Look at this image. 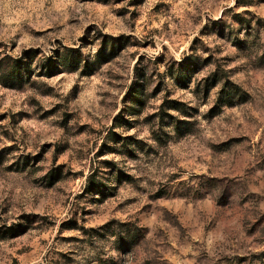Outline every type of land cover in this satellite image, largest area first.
Segmentation results:
<instances>
[{"label": "rangeland", "instance_id": "1", "mask_svg": "<svg viewBox=\"0 0 264 264\" xmlns=\"http://www.w3.org/2000/svg\"><path fill=\"white\" fill-rule=\"evenodd\" d=\"M0 264H264V0H0Z\"/></svg>", "mask_w": 264, "mask_h": 264}]
</instances>
